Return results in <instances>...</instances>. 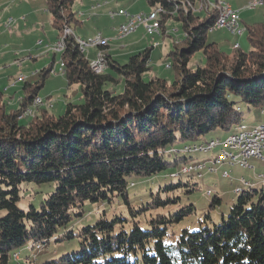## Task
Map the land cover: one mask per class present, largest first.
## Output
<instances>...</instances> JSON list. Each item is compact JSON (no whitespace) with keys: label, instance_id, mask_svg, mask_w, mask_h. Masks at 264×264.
<instances>
[{"label":"trees","instance_id":"16d2710c","mask_svg":"<svg viewBox=\"0 0 264 264\" xmlns=\"http://www.w3.org/2000/svg\"><path fill=\"white\" fill-rule=\"evenodd\" d=\"M203 1L145 0L150 9L161 11V35L169 20L183 31L181 41L174 42L166 55L174 71L171 82L157 76L143 80L151 71V48L120 65L110 55L103 56L108 48L99 47L108 66L104 74H94L70 35L60 55L61 73L68 88L79 86V104L67 103L58 117L42 109L28 124H20L23 114L35 107L53 62L34 85L23 86L17 110L4 111L0 91V264H10L16 254L18 260H13L18 263L22 248L32 251L38 246L41 252L50 242L71 240L76 242L73 252L44 264H264V181L258 177L261 188L238 190L228 215L217 224L210 221L199 230L183 229L178 234L177 226L193 215L195 207L183 205L176 192L182 187L190 188L185 194L196 192V185L178 182L158 188L137 209L127 199L133 180L170 169H177L170 178L189 174L195 159L179 153L208 154L215 146L212 140L203 141L205 136L226 135L222 142L215 141L222 145L245 131L243 110L264 107V23L245 27L250 51L242 52L238 46L227 56L206 41L216 11L191 10ZM72 4L73 0H45L59 34L76 23ZM261 4L264 7V0ZM198 52L204 64L189 70L187 65ZM177 146L181 148L176 150ZM222 152L214 159L216 165ZM223 163L241 168L219 161ZM203 168L198 164L194 170ZM32 184L53 189L38 207L21 210V193ZM114 198H121L134 218L127 229L120 226L115 231L123 220L108 221L104 216L78 232L69 229L72 218L83 217L85 202ZM215 204H220L217 197L211 207ZM25 260L30 262L27 256Z\"/></svg>","mask_w":264,"mask_h":264},{"label":"rangeland","instance_id":"374dc122","mask_svg":"<svg viewBox=\"0 0 264 264\" xmlns=\"http://www.w3.org/2000/svg\"><path fill=\"white\" fill-rule=\"evenodd\" d=\"M261 3L262 0H211L203 1L191 7L192 11H216V19L221 14L219 4L224 3L237 13L241 20L239 30L243 31L241 36H233L228 31L210 30L207 33L206 41L216 44L218 50L227 56L233 54V49L240 48L242 52L250 51L247 41V34L244 32L245 27L259 25L264 23V7L262 4L256 9H248L249 4L253 2ZM106 2V3H105ZM217 4V5H216ZM219 7V8H218ZM119 10L126 12L127 15H148L154 9H150L145 0H73L71 12L75 15L76 23L67 28L69 33H65L63 28L59 34L53 27L52 16L46 10L45 0H0V91L3 94L4 111L8 114L18 109V102L24 96L22 88L25 84L34 85L39 80V73L48 68L53 62V73H50L45 79L42 87L38 91V97L42 103L35 105L30 111L23 114L19 120L21 125H26L32 118L39 115L42 109H45L58 117L63 114L67 103L79 104L80 91L78 85L68 88L65 78L59 71L61 64V53L52 52L58 39L73 35L74 38L90 39L101 35L109 40L108 48L105 53L110 55L114 61L123 65L128 58L134 56L146 49L151 48L149 66L150 74H145L143 80L147 81L151 76H157L171 82L174 77V71L166 68L170 60L166 58L168 52L172 49L174 42L181 41L183 31L181 25L173 20L165 23V33L148 36L142 27L126 38L119 39L116 30L124 21L125 17L120 16L114 19L109 17V13H117ZM205 16L200 14L201 19ZM124 18V19H123ZM216 22V21H215ZM10 23L9 25H7ZM240 30V31H241ZM64 34V35H63ZM157 44L156 47L154 45ZM238 45V46H235ZM235 46V48H234ZM80 51V50H79ZM97 49L85 50V56L88 62L96 59ZM103 56L104 53L102 52ZM204 61L200 52L195 53L188 65L189 70H195L197 66H203ZM22 77L24 82L14 85L17 78ZM14 85V86H13ZM122 89V88H121ZM7 90H9L7 92ZM120 92V89L118 90ZM263 108H257L250 112L243 110L244 117L242 127L245 131H252L256 126L264 125ZM227 136L220 132H212L203 138V141H220L222 142ZM177 146L175 149H180ZM210 148V147H209ZM221 144L216 145L209 150L208 154L200 153H179V157H191L192 171L189 174H181L180 177L170 178V174H176L177 169H170L161 172L149 179L133 180L128 186V202L132 209H137L149 201L148 194L155 193L158 188L181 182L183 186L187 183L194 184L198 190L193 193L185 194L190 188L182 187L176 192L183 201V205H194L195 211L192 216L184 219L177 226L175 233L183 229L189 231L199 230L205 223L212 222L217 224L221 216L226 217L229 209L234 205L238 190H249L261 188L259 183H254V178L264 175V150L262 152L263 160H249L254 166V170L242 169L237 166L216 165L214 160L221 151H226ZM227 149V148H226ZM228 151V149H227ZM210 157H213L210 159ZM173 158H168L172 160ZM248 163V164H249ZM198 164L204 165L201 171L194 169ZM249 167L250 164H249ZM227 173L228 178L223 177ZM241 178L253 182V186L241 185ZM25 191L21 193V201L18 208L27 210L29 205L38 207L40 201L51 192L52 185H27ZM211 196L205 195L207 191ZM163 196V194H161ZM217 197L220 200L219 205L211 207V200ZM163 198V197H161ZM84 215L82 218H72L69 229L78 232L82 227L92 226L97 219L104 216L106 220L112 221L121 219L123 222L116 224L115 231L120 226L127 229L131 224L132 215L128 206L123 203L121 198H114L111 202L88 203L83 205ZM207 217V218H206ZM148 219V217H147ZM145 218L140 219V225L144 226ZM200 222V223H199ZM76 242L66 241L62 243L50 242L42 251L32 250L25 251L20 249V260L17 257L11 259L10 264H44L51 260L57 259L62 255L74 251ZM27 254V255H26ZM29 257L30 262L25 260Z\"/></svg>","mask_w":264,"mask_h":264},{"label":"bare ground","instance_id":"6f19581e","mask_svg":"<svg viewBox=\"0 0 264 264\" xmlns=\"http://www.w3.org/2000/svg\"><path fill=\"white\" fill-rule=\"evenodd\" d=\"M106 1H109V0H106ZM255 2H253V3H255ZM261 3H262V1H261ZM261 3L260 4H252L251 3L252 5L249 4L248 8L249 9H255V7L258 6V5H261ZM219 7H221V14H224L225 5L224 4H221V5L219 4ZM226 11L228 13H232L231 12L232 10L228 7V5H226ZM117 13H125V12H123L122 10H119ZM160 14H161L160 9H154V11H152L148 15H137V16H135L133 18V25H135V26L129 29V23H123L122 24V30H129V31L121 32V37H118V32H117V37L119 39L125 38V37L135 33L137 31V29L140 28V27H142V29L144 30V32L148 36L158 35L159 34V30H160V21H159L160 20V18H159ZM120 16L125 17L126 21H128V15L127 14H113V17H112V13H109V17L111 19H114V18L120 17ZM218 19H216V21ZM239 22H240L239 15L237 13H235V18L231 19V22H230V31L229 32L231 34L239 35V32L241 30V29L239 30ZM9 24L10 23H8L7 25H9ZM212 30H219V27H213ZM69 32H70L69 30H67V29L65 30V33H69ZM99 37H101V35H97L94 38H90V39H98ZM65 38L66 37L64 35V37L62 39L61 38L58 39V45H55V47L52 49V52L62 53V51L64 50V39ZM74 40H75V42H76V44H77V46L79 48V40L78 39H74ZM106 46H108V42H105V45H100L99 43H89V44H86L85 50H87V49H97L98 50L99 47H106ZM79 50H80V52H83L80 48H79ZM96 59L105 60L103 58V56L99 52L97 53ZM88 64H89L90 70L94 74L99 75V74H104L106 72V70H96L94 68V66H92L91 62H89ZM62 67H63V65L61 64V71H62ZM24 80L25 79H23L22 77H19V78H17V80L13 84L15 85V84H18V83H22V82H24ZM38 104H40V100L36 101V103H35V105H38ZM260 133H264V126L263 125L255 127L252 131H241V132L237 133L236 135L230 136L228 139L225 140V142L222 143V145L224 147H226L228 149V151H227L226 148H224L226 151L222 152V154L219 156V158H218L219 161L228 160L232 164L237 163L239 166H241V163H239V161H232V159L227 158V156H234V147H232L230 145L229 139H235V138H237V136L246 135V134L259 135ZM211 146H212V144H211ZM240 149H248V141H240ZM249 160L250 159H247V166H249V164H248ZM254 160H259V159H254ZM187 167H191V166H187ZM188 173H190V172H188ZM36 248H38V246H36Z\"/></svg>","mask_w":264,"mask_h":264},{"label":"built area","instance_id":"2783aa9c","mask_svg":"<svg viewBox=\"0 0 264 264\" xmlns=\"http://www.w3.org/2000/svg\"><path fill=\"white\" fill-rule=\"evenodd\" d=\"M221 4H224V3H221ZM252 4H260V3L255 2ZM224 5H225V12H224V14L219 15V19L214 23L213 27H219V30L224 29V30L228 31V33H229L230 22H231V19L235 18V13H228L226 11V4H224ZM113 14H127V13L126 12L125 13H112V17H113ZM134 17L135 16L128 15V21L123 22V23H129V29L135 26V25H133V18ZM125 31H129V30H122V24H121L119 26V28L117 29L118 37H121V32H125ZM242 34H243V31L241 30L239 32V36H241ZM74 39L79 40V48L83 52H85L86 44L99 43L100 45H105V42H109V40L104 38V37H99L98 39H80V38H74ZM56 45H58V42L56 43ZM156 46H157V44L154 45V47H156ZM91 63H92V66H94V68L96 70H107V62L105 60L95 59ZM59 71L61 72V64L59 66ZM50 73H53V69L51 70ZM38 100H40V98H36L34 100V105H35L36 101H38ZM240 141H248V149H240ZM229 142H230V145L232 147H234V156H227V158L232 159V161H239V163H241L242 169H247V170L252 169L253 170L252 167L247 166V159L263 160L262 152L264 150V133H260L259 135L246 134V135L237 136V138H235V139H229ZM217 144H218V142H212V146H216ZM194 149H195V147H193L192 150H194ZM218 165H219V159H218ZM184 168H186V167H182L181 170ZM199 171H201V170H199ZM222 175H224V178H228L227 173L224 172ZM258 178L260 180L264 181V175L258 176ZM243 182H244V180H241V183H243ZM208 195L209 194H207V196ZM38 249H40V248L38 247L37 250ZM17 256H18V254L14 255V257H17Z\"/></svg>","mask_w":264,"mask_h":264},{"label":"crops","instance_id":"0c3cea01","mask_svg":"<svg viewBox=\"0 0 264 264\" xmlns=\"http://www.w3.org/2000/svg\"><path fill=\"white\" fill-rule=\"evenodd\" d=\"M251 10H252V9H251ZM252 11H253V10H252ZM123 19H124V18H123ZM240 23H241V20H240ZM240 23H239V24H240ZM214 31H215V30H214ZM116 33H117V30H116ZM129 36H130V35H129ZM127 37H128V36H127ZM125 38H126V37H125ZM235 46H238V45H235ZM235 46H234V47H235ZM97 51H98V50H97ZM98 52H99V51H98ZM84 54H85V52H84ZM105 54H106V53L104 52V55H105ZM8 91H9V90H7V92H8ZM40 100H41V99H40ZM41 102H42V101H41ZM263 126H264V125H263ZM211 158H213V157H210V159H211ZM215 158H216V157H215ZM213 160H214V159H213ZM257 161H259V160H257ZM251 163H252V162H251ZM251 163H249V164H250V166H251V167L253 168V170H254V166H253ZM225 165H226V166H229L228 164H224V165H222V166H225ZM230 167H232V166H230ZM251 170H252V169H251ZM241 179L244 180V178H241ZM253 181H254V183H259L258 180H257L256 178H254ZM252 183H253V182H251V181H249V180H245V182L242 183V184H244V185H245V184H248V185L251 184V186H253Z\"/></svg>","mask_w":264,"mask_h":264},{"label":"water","instance_id":"95a60500","mask_svg":"<svg viewBox=\"0 0 264 264\" xmlns=\"http://www.w3.org/2000/svg\"><path fill=\"white\" fill-rule=\"evenodd\" d=\"M166 68H170V64L166 65Z\"/></svg>","mask_w":264,"mask_h":264}]
</instances>
